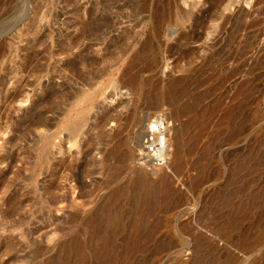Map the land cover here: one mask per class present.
Wrapping results in <instances>:
<instances>
[{"label":"rangeland","instance_id":"rangeland-1","mask_svg":"<svg viewBox=\"0 0 264 264\" xmlns=\"http://www.w3.org/2000/svg\"><path fill=\"white\" fill-rule=\"evenodd\" d=\"M198 1L200 0H191ZM235 1L230 12L241 6L248 11L253 4L252 0ZM116 5L115 7L122 6L121 3ZM117 10H111V0H0V145L3 146L0 153V211L8 209L5 204L8 205L10 198H15L17 202V211L10 219L0 217V264H191L194 257L192 239L184 235L183 227L194 228L196 232L211 239L213 236L218 248L225 246L230 238L228 232H221L218 228L223 224L221 221L224 218L219 219L220 216L216 213V206L220 202L216 196L217 190L223 191L226 187L222 195L225 197L226 194V200L230 199L234 203L232 213L228 212L230 215L227 213L224 220L233 226L230 230L232 236H238L264 212L263 39L244 54L241 67L235 59L237 46L214 44L210 42L212 36H204L197 43L185 45L178 43L177 35L175 38H162L151 50H141L148 32L139 25L140 18L135 21L128 11ZM228 13V10L224 11L225 15ZM111 17L114 20L112 27ZM93 21H98L97 24L100 25L105 21L107 23L99 31L82 36V26ZM35 27L37 31L41 29L39 36L44 33L49 37L45 46L51 54L46 62L48 70L52 72L51 87L64 84L69 93L84 88L94 95L92 105L86 113L84 135L78 139L80 145L73 147L66 144L65 136L62 135V139L58 138L61 146L63 145L62 153L58 154V139L54 141L57 146L52 151L53 159L61 160L69 167L82 164L83 150L82 152L87 153L88 166L83 163V168L79 171L87 167L94 173L89 177L83 176L79 182V171L74 168L69 173L68 182L58 181L59 188L64 184L69 189L73 188L78 201L87 199L80 196L83 193L81 184L86 186L85 190L91 188L93 191L91 199L95 198L96 202L83 208L76 220L71 219L67 208L63 210L66 211L64 213L60 210L61 214H58L59 211L53 213L54 209L49 211L42 196L47 169L42 155L41 159L37 158L35 146L43 138L44 130L40 128L28 141L16 147H11L8 143L15 136L14 122L22 118L31 102L41 98L42 86L47 82L46 78L30 76L29 69L24 70L19 80L14 79L13 75L24 64L20 57L22 55L24 58L26 54L19 51L26 48V41L32 38L30 33ZM218 50L224 52L222 60L230 56L229 60L210 61V57ZM69 60H75L77 72L85 75L84 83L74 73L62 70L63 64ZM221 64H224L223 68L220 67ZM236 66L239 67L238 73L235 72ZM57 71L61 72L59 77ZM7 73L9 76H6ZM180 78H186L188 86L185 87L182 101L172 100L168 91L163 88L167 81ZM247 79H252L254 88L243 95H237L238 85ZM1 80L5 81L3 86ZM27 84H31V87ZM84 85L86 87H82ZM16 87L22 88L20 98H14ZM158 96L162 100L158 106L146 110L151 99ZM198 96L199 103L196 107L198 104L199 106L195 110H201L204 116L201 120L205 124L202 122V128L191 126L188 134L183 137L185 149L183 148L182 165L177 167L172 164L166 172H161L162 175L160 172L152 175L142 171L147 179H153L152 182L157 181L158 176L167 179L170 193L159 199L155 213V217L164 220V231L153 241H145L140 237L135 241L137 248L129 253L125 242L132 235L130 223L138 217L134 213L138 204L130 192L136 170L140 169L135 160L141 141L137 144L138 148L129 140L126 146L120 148L121 158L104 163L105 153L109 149L108 135L116 127V118L123 116L126 109L137 100L138 110L145 109L142 113L145 120L146 115L149 122L156 114L166 115L172 122L171 133L175 130L171 135L172 139L191 116L181 113L178 106L183 101L191 103ZM50 116L49 113L46 114L48 119ZM101 120L104 125L100 127ZM145 120L143 128L149 123ZM252 120L253 124L250 125ZM136 127L131 128V136L138 133ZM189 133L197 136V143L192 148L187 144ZM253 141L254 147H251ZM241 162H246L245 166L228 184L231 168ZM111 166L116 177V181L112 179V183L106 181L111 180ZM107 170L110 174H106ZM201 170L204 171L202 175ZM104 182L109 186L104 185ZM196 182L197 186L194 185ZM241 183L246 184L242 191L239 187ZM124 184L129 192L127 190L125 196L117 198L116 202L112 199L108 202L111 204V212L120 215L121 226L109 231L104 237H91L98 221L95 218L89 220V210L101 203L108 192ZM253 193H256L255 196ZM70 197H67L69 199L66 202L72 199ZM70 202L72 201L63 205H69ZM229 218L232 220L228 221ZM209 222L213 224L209 225ZM103 225L112 227V219ZM219 232L223 233L224 240H221L222 235L219 237ZM251 234L255 236V230ZM8 245L13 247L12 252H7ZM231 252L240 261L239 264H250L255 258L254 255L244 258L237 249ZM206 256L205 252L200 251L195 258L205 261ZM261 263L262 261L259 262Z\"/></svg>","mask_w":264,"mask_h":264},{"label":"bare ground","instance_id":"bare-ground-1","mask_svg":"<svg viewBox=\"0 0 264 264\" xmlns=\"http://www.w3.org/2000/svg\"><path fill=\"white\" fill-rule=\"evenodd\" d=\"M252 2L253 4L249 8L250 10L248 11L244 10L241 6L242 9L235 7L233 11L230 12V10H232L230 9V7L235 6L236 3L235 0H200L198 2H191V0L190 2L188 0H111V10L114 8L118 9L117 11L124 9L129 12L130 17L134 18L135 21L136 19L140 18L138 21L139 25L141 24L143 30H146L148 32L141 50H151L154 45L160 43L159 41L162 38L170 39L172 37L175 38V36L177 35H178V43L179 44L184 43L185 45L197 43L198 41L202 40L204 36H212L211 40L210 39L209 40L214 44H223L224 46L232 45V47L237 46L238 51L235 54V59H236V63L238 62L239 66L241 67L242 65L241 61H243V56L244 54L247 53L249 48L258 44L261 38L263 39L261 41L264 42V0H252ZM119 3H121L122 6L115 7V5ZM205 7H207V9H204ZM227 10L229 11V13L225 15L224 11ZM97 22L93 21L89 24H84L82 26L81 35L83 36L91 32L94 33L96 31H99L100 29L104 28V26L107 23L105 21L104 24L100 25L97 24ZM113 25H114V20L111 17V27ZM38 30L39 31H37V27L33 28V30L30 33L32 38L26 41L27 43L26 48L21 49L19 51L21 54H24L23 52H25L26 56L23 58L22 55L21 57L19 55V57L24 61V64H21L13 75L15 77L14 79L19 80L24 70L29 69L30 76H34L37 79L46 78L47 82L44 86H42L41 96H40L41 98H39L37 101L31 102L30 108L26 109V111L22 115V118H18L14 122L15 136L11 140H9L8 143L11 145V147H16L18 146V144L28 141L29 137L32 136L40 128L44 130L43 138L35 146L38 152L37 158L41 159V155H42L44 159L45 168L47 169L45 175L46 184L44 185L42 196L45 200L46 207L50 209L49 211L54 209L53 213L59 211L58 214L59 213L61 214V211L63 212V210L67 208L66 211L67 210L70 211L69 216L71 217V219L76 220L82 213L81 211H83L82 210L83 208H87L88 205H91L94 202H96L94 201L95 198L94 200L91 199L93 191L91 188L85 190L86 186L84 184H81V189L83 193H80V196L81 197L84 196V198L87 197V199H85V201L83 200L78 201L77 197H75V192L73 188L69 189L68 187H66V184H64V186L61 184L63 187L59 188L58 183L60 181L65 183L68 182L70 177L69 173H71V171L74 168H77L79 171L81 168H83L82 165H84L85 163L88 166V162L86 159L87 153H84L82 152L83 150H81V154L83 153L85 158V159L83 158L82 164L80 165L78 164V166L74 164L72 166L67 167L68 165L66 166L65 165L66 163L64 164L61 160L53 159L52 151L54 150L55 145L57 146V144L54 143V141L58 138L62 139L61 137L62 135L65 136L63 137L66 142L64 140L63 141L66 144L67 143L71 144L73 147L74 146L78 147L80 145V140L78 141V139L82 138L84 135L83 130L87 125L86 113L89 107L92 105L94 95L88 93V90H85L84 88L80 91L77 92L74 91L73 93H69L65 88L64 84H60L58 87H51L50 82H51L52 72L48 70L47 68L48 65L46 64V62L51 58V54L48 53L47 48L45 46V42L49 37L44 33L39 36L38 32H40L41 29ZM186 31L187 33H185ZM40 51H42V53H40ZM223 54L224 52H222V50H218L210 57V61L219 62V61L229 60L228 58L230 56L222 60ZM41 62L43 64H41ZM63 65H64L62 68L63 71H67L68 73H74V76L77 79L81 80L83 83L85 82L84 81L85 75H82L77 72V66L75 60H69ZM222 65L224 66V64H221L220 67L223 68ZM238 69L239 67H237V69H235L236 71L235 70L234 71L238 73L237 71ZM215 70L216 69H214V71ZM234 71H232V73H234ZM60 73L61 72L57 71L58 77L61 75ZM6 76H9V74L7 73ZM188 82L186 78H184L183 80L182 78L171 79L167 81V84L163 89H166V91H168V94L171 96L172 100L182 101L181 100L183 97L182 95L184 94L183 92H185L184 90ZM4 83L5 81L1 80L2 86L4 85ZM27 85L31 87V84H27ZM86 85L82 87H86ZM238 86L240 87L237 90V95H243L244 93H247L254 88L252 79H247L246 81H243L241 85L239 84ZM15 89L16 92L14 94V98H20L22 96V90H21L22 88L16 87ZM159 96L161 95L159 94ZM159 96L157 98L151 99V101L149 100L150 102L148 107L145 105L146 110L158 106V104L162 101L161 98H159ZM197 103H199V96L196 99L194 98L191 101V103L190 102L188 103L187 101H183L178 106L179 108L178 110L181 113L184 114L188 113L191 116L189 117L187 123H185V126L182 127L181 130L177 131V133L175 132L176 133L175 137L171 139L170 136L171 150H173L172 152L173 156L171 155L172 158L170 165L175 164L177 167L182 165V153L184 148L182 144L183 137L188 134V131L191 126H195V127L198 126L202 128L203 123L205 122L204 120H201L204 119L202 118L204 116L201 114V110H199L200 112L198 110H197L198 112L195 110V108L197 109L199 106L198 104V106L196 107ZM137 106L138 103L136 100L131 106H129L126 109V112L123 114V116L120 115L118 118H116L115 121L118 120L117 124L115 123L116 127L115 129L111 130L110 134L108 135L109 140L107 145L109 149L107 153H105L104 163H111L114 162V160L121 158L122 152L120 148L122 146H126L129 140L131 142L133 141L136 147H138L137 144L143 138L146 128L145 127L143 128L145 124L144 123L145 116L142 115L145 109L142 108L138 110ZM48 113L51 115L49 119L46 117V114ZM146 117H147L146 120H148V115H146ZM230 119L232 118L230 117ZM148 122L149 120L146 123ZM252 124H253V120L250 122V125ZM103 125H104L103 120H101L99 126L101 127ZM133 126H137L136 128H138V133L136 132L137 133L136 134L135 130H133L135 134L131 136L132 134L131 130L135 129V127L132 128ZM173 133H171V135ZM196 139H197L196 135H192L189 133V139L187 143L189 145V148H192L195 142L197 143ZM234 139L236 138L234 137ZM63 141H61L62 144ZM58 142H59L58 144L59 149L55 148V150L58 149L59 150L58 154H61L62 153L61 147L63 145L61 146L59 139ZM231 142H233V139L231 140ZM2 147L3 146L0 145V153ZM251 147H254V141L251 144ZM78 153H80V151ZM245 163L246 162H241L239 165L235 167L233 166V168H231L228 184L229 183L231 184L232 179L234 178L235 175L239 173V171L243 168V166H245ZM86 168L87 167L79 171V175L77 176L79 182L83 176L89 177L90 175L94 174L90 170V168L87 169ZM142 171L143 170L141 169H137L136 170L137 173L134 172V174L135 173L136 174L133 180V189L130 192L133 196L132 197L133 200H135V202H137L138 204L137 206L138 208L133 207L137 209V210L135 209L133 210H135L134 212L135 216L138 215V217L136 216L137 220L134 219L133 222L130 223L131 224L130 226L132 228V235L131 238L126 240L125 242V244L128 245L129 253L133 251V249L135 250L137 248L135 245V241H137V239L143 237L145 241L156 240L158 234L164 231L163 229L165 228L164 220H162V218L155 217L156 215L155 213L159 199L163 198L164 196L170 193L167 179L164 176H160V177L158 176L159 179L157 177L156 178L157 181L152 182L153 179L150 180L151 177L147 179V176H145L144 175L145 173H143L144 171L143 172ZM60 173L61 175L59 176ZM203 173L204 171L201 170V175ZM106 174H110L108 170ZM148 174L153 175L157 173H148ZM162 174L163 173H161V175ZM106 176L109 178L108 175ZM114 178L116 179V177L113 174V168L111 166V180L107 179L106 181L111 182L112 179ZM105 184L107 185L108 183L104 182V185ZM194 185L197 186V182ZM245 185H246L245 183H241V185L239 186L241 188L240 191L243 190V187H245ZM225 189L226 187L224 188V190ZM127 190L129 192V189L125 184L119 186L118 188L110 191V193L108 192L106 198L101 203H97V205H95V207L91 209V211L89 210L90 212L89 220L95 218L98 221V226L94 228V230H92L91 237L93 236L104 237L109 231L119 229L122 222L120 219V215H117V212H115L114 214L111 212V208H110L111 204H108V202H110L111 199L115 200L116 202V200H118L117 198L125 196ZM223 191H219V190L216 191L217 192L216 196H218V199H220V202L217 204L218 207L216 206V213L217 215L220 216L219 219L224 218L225 220L227 213L228 212L230 213V211L232 213L233 211L232 208H234V203H232L230 199L229 201L226 200L225 193H224L225 197H223L222 195ZM7 193H9V191ZM69 196H71L70 199L72 198L69 201L72 202H70L69 205L67 204L63 205V203L69 202V201L66 202V199L68 200L69 198L67 197ZM228 198H230V196ZM7 203L8 205L5 204V206L8 207V209L4 212L0 211V217L2 219H10L17 211L16 209L17 202L15 198H10ZM223 207H225L226 210H224ZM131 213L133 214V212ZM229 213L228 215H230ZM119 214H121V212ZM242 217H244V214L242 215ZM111 219L113 221L112 227L111 226L104 227L103 223L107 221H111ZM230 219L231 218L227 220L229 221ZM224 220L221 221L223 222V224H221L218 228L219 231L221 232H228L227 234L229 236L228 235L227 236L228 238L229 237L230 238L229 239L226 238L228 242L226 243L225 241L226 243L225 246L221 244L222 248H218L217 242H215L214 240L215 238L213 239V236L211 239L205 236L203 233L196 232L194 228L188 226L183 227L184 235L192 239V254L194 257H192L191 259V264H218L220 263V261L221 264H239L240 261L237 259L234 253L231 252V250L233 249L234 250L237 249L238 253H241L242 256H244V258L246 257L247 259H248L247 255L249 256L254 255L255 258L254 259L251 258L252 262L250 264H259L260 261H262L261 264H264V212L263 213L261 212L259 218L256 221L254 220L255 222L252 221L254 224L250 222V224L253 225V226L251 225L252 227L249 226L244 231H242L238 236L236 235L232 236L230 234V230L233 228V226L228 225V222L226 221L227 222L226 223L224 222ZM236 222L233 223L236 224ZM212 224H210L209 222V225ZM218 228L217 229L212 228V229L217 231ZM252 230H255V236L251 234ZM222 234L223 233H221L219 237H221ZM222 239L224 240V236L223 238H221V240ZM163 244L165 245V243ZM159 245H161L160 239H159ZM231 247L233 248L231 249ZM77 248H79V246ZM6 250L7 252H12L13 247L11 245H8L6 247ZM200 251H203L207 254L205 261L196 260L195 258V255ZM258 253L260 254L257 256ZM106 263L109 262L107 261Z\"/></svg>","mask_w":264,"mask_h":264},{"label":"built area","instance_id":"built-area-1","mask_svg":"<svg viewBox=\"0 0 264 264\" xmlns=\"http://www.w3.org/2000/svg\"><path fill=\"white\" fill-rule=\"evenodd\" d=\"M172 122L165 114L153 116L146 126V131L136 155V166L148 173L167 171L171 163L170 136Z\"/></svg>","mask_w":264,"mask_h":264}]
</instances>
